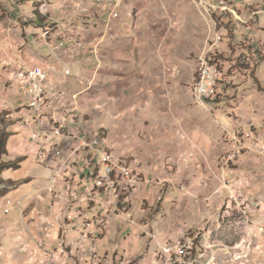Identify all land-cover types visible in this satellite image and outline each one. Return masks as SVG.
<instances>
[{"label":"rangeland","instance_id":"1","mask_svg":"<svg viewBox=\"0 0 264 264\" xmlns=\"http://www.w3.org/2000/svg\"><path fill=\"white\" fill-rule=\"evenodd\" d=\"M30 2L0 0V48L7 45L9 35L3 29L9 28L12 18L11 28L21 26L19 37H28L25 48L33 64L46 58L41 43L51 46V37L44 33H52L54 39L59 28V21H49L72 24L79 47L103 38L99 56L106 64L98 72L103 80L81 93V98L89 94L104 101L100 127L109 133L105 144L113 145L116 156L124 153L140 159L148 184L130 200L127 211L116 200L112 204L105 199L93 204L81 201L77 210L91 223L85 227L71 228L79 219L74 204L69 205L52 242L48 240L55 228L51 219L41 221L45 229L27 231L22 221L29 216L22 218L18 210L21 218L15 217L11 225L13 216L7 214L14 203H9L3 214L0 210V264H264V59L257 54L261 44L254 43L264 41V19L258 16L256 24L253 20L264 0H114L108 5V19L100 18L87 40L82 29L89 25L86 14L94 9V0ZM34 13L45 19L43 27L34 22ZM51 13L56 16L49 19ZM9 49L0 50V58L15 60L13 53H20L22 47ZM204 58L220 59L222 71L232 78L231 84L222 81L224 91L217 85L222 94L218 106L196 98L199 63ZM15 71L11 67L9 72ZM6 85L9 82L0 79V141L14 134V124L26 125V118L16 115V100L23 97ZM89 116L84 121L95 125V111ZM20 134L28 137L26 130ZM26 141L21 140L19 147L12 141L11 155L8 152L4 158L26 157L21 170L10 171L17 182L11 189L15 196L25 189L28 176L46 180L32 152L18 153L28 151ZM8 144L9 140L7 150ZM238 147L239 156L228 164ZM101 158L109 163L108 153H101ZM6 175L2 177L7 179ZM52 201L54 206L56 200ZM93 208L98 210L96 217ZM64 223H68L66 235ZM96 227L99 233L103 229L109 233L108 239L93 232ZM14 228L23 233L14 237ZM135 236L141 240V253L133 250L135 245L121 244ZM159 238L166 245L151 254ZM66 239L73 243L69 248ZM167 248L172 250L168 253ZM56 249H61L57 259L46 252ZM64 252L68 260L61 255Z\"/></svg>","mask_w":264,"mask_h":264},{"label":"built area","instance_id":"2","mask_svg":"<svg viewBox=\"0 0 264 264\" xmlns=\"http://www.w3.org/2000/svg\"><path fill=\"white\" fill-rule=\"evenodd\" d=\"M113 1L97 0L98 3L105 5H110ZM41 8H43V5ZM258 16L264 19V8L253 13L255 24L259 21ZM44 36L51 37V49L53 50L55 41L52 39V33H44ZM254 43L261 44L258 48L260 53L257 54L263 55L264 59V41L258 39ZM8 49L4 47V50ZM0 50H3V48H0ZM14 50H17V47L11 46V52H14ZM212 54L216 55L215 50L212 51ZM243 60L245 64L249 62L244 57ZM0 64L2 65V62ZM12 64L13 60L10 58L4 61L6 66ZM204 65L205 76L198 85V92H201V100L211 105H217V91H214V84H221V91H224L225 88H222V81L230 80L231 84L232 78L229 74L222 73L223 62L220 59L204 58ZM50 74V70L43 71L27 65L21 68L18 73L21 79L20 93L26 100V104L17 114L18 118H26V125H22V127L28 132L29 143L37 149L36 160L44 168L46 172L45 179L52 187L50 192L53 198H51L53 200L61 199L62 193L54 187L62 181L68 189L67 204H74L76 208L75 218L79 219L77 223L72 221L71 228L76 225L80 227L91 225L88 219L82 217L85 214L77 210L78 206L76 207L78 205L77 189L80 185L73 187L72 182L73 173L79 170L80 178L91 184L83 202H88L89 204L98 203L102 195H109L117 203L120 201L118 204L120 209L127 211L131 195L138 192L144 183L145 178L142 176V171H140V159L136 157L132 159L133 157L131 156H116L110 147L105 146V131L100 129L99 132H92L91 123H87L88 132H69V124L71 122H82V117L78 116L77 111L70 105L71 101L78 102L80 96L78 94L73 95L70 102L65 100L57 101V97L49 90L48 79ZM66 74L69 75L70 70H66ZM62 115L64 118H62ZM240 150L241 147H238V152L230 155L228 164L236 160ZM101 153H108L109 164L101 163ZM92 210H94L96 217L98 210L96 208ZM66 224L68 223H64L65 229H62L64 231L63 235H66ZM99 229V227H96L95 230ZM65 241L69 244L70 240L66 239ZM68 244H66V248H69L73 243ZM61 249L46 250V252L57 259L56 256H60ZM171 250V248H167L165 251L169 253ZM61 255L65 256L66 260L69 259L65 252ZM187 264H189V261Z\"/></svg>","mask_w":264,"mask_h":264},{"label":"crops","instance_id":"3","mask_svg":"<svg viewBox=\"0 0 264 264\" xmlns=\"http://www.w3.org/2000/svg\"><path fill=\"white\" fill-rule=\"evenodd\" d=\"M80 1V0H77ZM36 2V0H32V2H30V4H34ZM94 9L88 14H86V24H89L87 26V28H80L82 29V32H84V36L85 39L87 40L88 34H90L92 32V29H94V24L97 23L98 21H100V18H105L108 19V15L110 12L109 10V6L105 5L103 3H98L97 0H94ZM98 9V13L97 10ZM83 13H81L82 15ZM91 14V15H90ZM54 16H56V14L51 13L50 14V19L54 18ZM13 19V18H12ZM12 19H9L8 21H11ZM5 21V22H8ZM59 21V28L56 30V32L53 34V38H54V49H51V46H48L46 42H42L41 43V49L46 52V58L39 60L38 63H32L31 62V58L30 55L27 53L28 48H25L26 42L28 39V37H19V31L23 30L21 28V26L19 25H15L11 28L10 24H9V28H5L3 29V33L6 34L8 33L9 38H7V45H4V47L7 49V46L10 47V51H11V46L17 47L20 45V47H22V50L20 51V53H13L14 54V59L13 60V64L10 65L11 67H15V69L17 71H15L14 73L9 72L10 71V66H6L4 65V61H6V59L4 57H2V59H0V62H2V65L0 64V79L1 81L5 82L6 84L9 82V86L6 85V87L11 88V90H14V94L15 96H19L21 99V87H20V83H21V79L18 76V73L20 72L21 68L24 65L30 66L32 68H37L39 70H50L51 74L49 76L48 79V85H49V90L51 91L52 94H54L57 97V101H68L70 102V99L73 95L78 94L80 96V100H78V102L75 103H71L70 105L73 106V108L75 109V111H77V115L82 117V122L78 121L77 124L72 125L69 124V132H76V133H84V132H88V124L86 123V120L84 121V116H89L90 111H95L96 119H92L95 123V125L91 122V131L94 132L95 131V127H99L101 129H103L105 131L106 134V141H109V133L106 131L107 129L100 127L102 126L101 120L104 121L105 118V104L104 101L99 102L97 101L96 98L91 99L90 96L88 97L89 94H85L82 96L81 95L86 93V91L92 89L94 86H96V83L98 80H103L101 78V75L99 76V71L101 70V68H105V59L103 58V56H99V52L100 49L99 47L103 44L104 39H100L99 41L93 42V41H89L85 43V47L83 46H78V34L76 32V29L74 27H72L71 25H64L66 24L63 21L57 20ZM91 24V25H90ZM19 26V27H18ZM76 27V26H75ZM19 28V29H18ZM26 29V33L27 34H31L28 33L29 29ZM45 29V28H44ZM31 32V30H30ZM96 39V40H98ZM4 50V48H3ZM84 50V51H83ZM4 54V52L2 53ZM87 57V58H86ZM96 67V68H95ZM66 70H70V74L67 75L66 74ZM96 82V83H95ZM5 87V88H6ZM17 88V90H16ZM19 93V95H18ZM82 93V94H81ZM23 100V98H22ZM21 101L16 100L18 106H17V110L21 109L24 104H20ZM83 101H85V105L83 103ZM196 102V101H195ZM197 103V102H196ZM220 103V101H219ZM199 105V104H198ZM219 105V104H218ZM90 106H94V107H90ZM202 106V105H199ZM208 106V105H205ZM95 107H100L101 109H96ZM214 107V106H213ZM98 113V114H97ZM88 114V115H87ZM18 116V114H16ZM10 116H15L14 114L10 115ZM67 117V116H66ZM91 117V116H89ZM62 118H64V116L62 115ZM91 120V118H89ZM13 128V133L14 135L10 138L9 140V144H8V152L11 155V150H10V145L11 142L14 141L15 143V147L18 145H20L21 140H28V138H25L23 136V134H20L21 131H23V127L21 125V122L14 124V126H11ZM100 130V129H99ZM21 139V140H20ZM123 141H126V139H124ZM29 143V141H26ZM13 143V144H14ZM111 144V143H110ZM29 149L28 151H26L25 149L20 150L18 153H20L21 151H25V155H29V153H33V158L36 159V155H37V149L32 146L31 144H29ZM105 146H107L105 144ZM110 147L114 148L113 145H110ZM19 148H15L14 151H17ZM119 156H127L124 153L123 154H119ZM15 157H11L9 156V160H14ZM103 158H101V163L104 162V160H102ZM26 162V161H25ZM23 162V167H24V163ZM45 171V170H44ZM46 173V172H45ZM44 173V176L46 175ZM29 175V174H27ZM7 179H12L14 180L11 175H10V171L7 172L6 175ZM79 176V177H78ZM28 178H30V181L27 182V184H25V189L21 190L22 192L18 195H14V191L11 192L9 195H7L6 197L0 199V210H2V214L5 211V209L7 207H9V203L12 204V202L14 203V207L10 208V211L8 212L7 216H13L14 220L11 222V225H13V223L15 222V220L24 217H28L29 219L28 221L24 219V221H22L23 223L27 224L26 228L27 231L30 229L31 227H33L35 230L37 229H45V227H43L42 225H40L44 219H51V222H54L55 224V228H52V230H50V232L48 233V240L50 242L57 240V236L59 233V229L61 227V222L64 221V219L66 218L67 215V208H68V204H67V186L64 185V183L62 181H60L59 183H57V185L54 187L56 190H58L59 192L62 193L61 199L56 200V203L54 206H52V199L50 197V191L52 189V187H50V185L47 183L46 180H38L35 176H28ZM147 180V179H145ZM73 187H77L78 184L80 185V187L77 189V195L79 196V200L80 202H78L77 204H83L81 201H84V197L87 193V191L90 189V183L86 182V180H82L80 178V174H79V170H76L73 173ZM86 184V185H85ZM142 184V189L148 184ZM142 189H139L138 192L133 193V195L131 196V200H134L135 198H138L141 194H142ZM19 192V191H18ZM18 198V199H17ZM83 198V200H81ZM101 199H105L106 201H108L110 204L113 203V201H115L112 197H110L109 195H102L101 198H99V200ZM73 205V204H72ZM76 205V207L78 206ZM66 208V209H65ZM74 210H76L75 206L73 208ZM15 210V211H14ZM20 214L19 215V212ZM75 212V211H73ZM83 214V213H82ZM18 215V217H17ZM138 215V214H137ZM135 215V217L137 216ZM89 216V213H88ZM132 216V215H131ZM16 217V219H14ZM138 219V218H136ZM39 224V226H37ZM14 231V237L16 236L17 233H23V231H17L15 228L13 229ZM26 230V229H25ZM93 232H98L99 237H103L104 236V229L102 231V233H99V231H94ZM106 232V231H105ZM44 233V232H43ZM111 233V232H110ZM94 234V233H93ZM96 234V235H98ZM94 235V236H96ZM108 235L109 233L105 234V238L107 237L108 239ZM93 236V238H94ZM96 237V238H99ZM130 237H128L127 240H129ZM106 239V240H107ZM103 242L102 244L106 243ZM124 240L121 244H123L122 246L124 247H130L132 245H135L134 247V251L135 252H139L141 253L143 251L142 247H141V240L140 238L137 236H135V239H130L129 241ZM11 241V239H10ZM9 241V242H10ZM166 243H163V239L159 238L156 246L151 248V254L155 251V249H157L158 247H162L165 246ZM118 251V248L115 247L114 249V253H116ZM137 255V254H135ZM134 255V256H135Z\"/></svg>","mask_w":264,"mask_h":264},{"label":"trees","instance_id":"4","mask_svg":"<svg viewBox=\"0 0 264 264\" xmlns=\"http://www.w3.org/2000/svg\"><path fill=\"white\" fill-rule=\"evenodd\" d=\"M39 1H40V3L45 2V0H39ZM34 14H35L34 22L37 25H41L40 27H43L45 25V22H44L45 19L41 18L38 13H34ZM221 95H219V98ZM13 135L14 134L9 133L6 135V137L1 139V141H0V199L7 196L11 192V189L15 188V186L17 184V182H15L12 179H4L2 177V175L8 171H14L15 172V171L21 170V165L26 160V157L18 158L15 161L4 160V158H6V156H8V150H7L8 140H10V138Z\"/></svg>","mask_w":264,"mask_h":264},{"label":"bare ground","instance_id":"5","mask_svg":"<svg viewBox=\"0 0 264 264\" xmlns=\"http://www.w3.org/2000/svg\"><path fill=\"white\" fill-rule=\"evenodd\" d=\"M50 19V17H48ZM222 73H224L222 71ZM205 76V65H204V59H201L200 63H199V71H198V76H197V81H198V85L200 84L201 80L204 78ZM218 84H214V91H217V96H216V101H217V98H219V95H220V90H219V87L217 86ZM196 97V96H195ZM198 100H200L201 102L203 103H208V102H204V100H201V92H198V86H197V97H196ZM196 99V100H197ZM197 100V101H198ZM203 105V104H202ZM104 157V156H103ZM103 160V159H102ZM105 160V159H104ZM105 161L102 163L104 164ZM106 164H109V163H106Z\"/></svg>","mask_w":264,"mask_h":264}]
</instances>
